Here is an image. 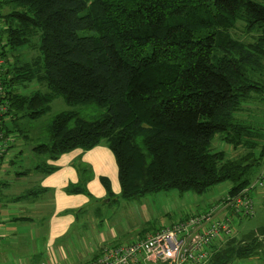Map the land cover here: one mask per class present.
Wrapping results in <instances>:
<instances>
[{
	"label": "trees",
	"instance_id": "16d2710c",
	"mask_svg": "<svg viewBox=\"0 0 264 264\" xmlns=\"http://www.w3.org/2000/svg\"><path fill=\"white\" fill-rule=\"evenodd\" d=\"M0 15L4 136L27 133L19 122L41 117L57 98L99 110L89 118L67 111L52 119L46 139L33 141L40 172L53 169L44 160L103 141L125 200L170 190L201 194L224 181L234 194L258 175L264 143L256 154L231 158L211 145L218 136L242 150L250 133L241 113L264 66V4L0 0ZM237 31L248 38L235 37ZM102 184L111 196L109 182ZM254 256L264 264V227L212 247L206 264Z\"/></svg>",
	"mask_w": 264,
	"mask_h": 264
},
{
	"label": "crops",
	"instance_id": "0c3cea01",
	"mask_svg": "<svg viewBox=\"0 0 264 264\" xmlns=\"http://www.w3.org/2000/svg\"><path fill=\"white\" fill-rule=\"evenodd\" d=\"M20 134L10 135L0 159V264H87L104 249L145 238L156 230L125 239L115 230H100L99 225L90 223L82 232H72L85 208L110 201L102 178L109 182L111 192L119 196L113 153L102 141L89 150L75 149L55 160H44L53 169L43 173L36 168L40 159L32 151L34 144L28 141L27 133ZM71 186H81L83 190L70 192ZM253 199L255 207L261 206L264 190L255 191ZM220 214L225 213L221 210ZM63 237L71 239L59 241ZM40 238L49 250L41 261L34 263L35 257L31 256ZM259 259L260 256H254L236 261L257 264ZM236 261L232 264H240Z\"/></svg>",
	"mask_w": 264,
	"mask_h": 264
},
{
	"label": "rangeland",
	"instance_id": "374dc122",
	"mask_svg": "<svg viewBox=\"0 0 264 264\" xmlns=\"http://www.w3.org/2000/svg\"><path fill=\"white\" fill-rule=\"evenodd\" d=\"M264 4V0H257ZM240 29V26H238ZM235 37L242 38L240 31L234 33ZM245 36L244 39H247ZM264 65V64H263ZM31 88V87H30ZM241 120L248 127L250 132L245 138V146L241 150H233L231 146L217 139L212 141V150H222L227 157H235L244 152L257 153V150L264 143V66L259 73L258 90L250 93L249 98L243 103ZM73 111L80 117L89 118L96 115L99 110L93 103L82 105H68L63 99L57 98L51 102L49 110L41 117L34 120H22L19 128L27 131L28 138L34 142H43L48 135V126L52 119L61 112ZM34 141V142H33ZM231 186L229 181H224L209 187L201 194L193 192L180 193L177 190L148 194L142 197L125 200L118 194L112 193L108 203H96L93 207L85 208L76 220L77 224L71 229L72 232H82L84 227L95 223L98 229L115 230L122 238L135 237L142 232L149 233L161 226H166L189 215H196L207 211L209 208L221 203L224 192ZM255 214L252 218H244L236 221V238L250 231L264 227V203L255 207ZM221 212V211H219ZM84 225V226H83ZM70 230V231H71ZM70 234V232H69ZM71 237L60 238L63 241ZM31 256L35 262L47 254L49 248L45 246L43 238H40L38 245L33 248ZM35 253V254H34ZM244 264V261H236ZM250 264V263H248ZM257 264H263L261 259Z\"/></svg>",
	"mask_w": 264,
	"mask_h": 264
},
{
	"label": "built area",
	"instance_id": "2783aa9c",
	"mask_svg": "<svg viewBox=\"0 0 264 264\" xmlns=\"http://www.w3.org/2000/svg\"><path fill=\"white\" fill-rule=\"evenodd\" d=\"M3 28L0 15V35ZM4 44L5 41L0 39V119L8 106L3 99L7 66L1 54ZM10 138L0 131V159ZM258 190H264V160L254 181L234 194L226 193L220 204L161 226L145 238L104 249L96 260L87 264H206L212 247L222 245L236 236V221L254 216L256 208L253 193ZM221 210L225 214L221 215Z\"/></svg>",
	"mask_w": 264,
	"mask_h": 264
}]
</instances>
